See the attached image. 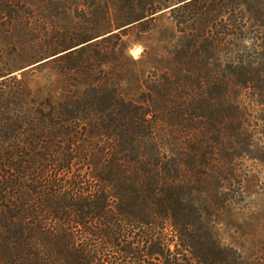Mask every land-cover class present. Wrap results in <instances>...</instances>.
Returning a JSON list of instances; mask_svg holds the SVG:
<instances>
[{
    "label": "trees",
    "instance_id": "trees-1",
    "mask_svg": "<svg viewBox=\"0 0 264 264\" xmlns=\"http://www.w3.org/2000/svg\"><path fill=\"white\" fill-rule=\"evenodd\" d=\"M112 1L0 0V264H260L220 232L255 146L241 94L264 108V0Z\"/></svg>",
    "mask_w": 264,
    "mask_h": 264
},
{
    "label": "rangeland",
    "instance_id": "rangeland-1",
    "mask_svg": "<svg viewBox=\"0 0 264 264\" xmlns=\"http://www.w3.org/2000/svg\"><path fill=\"white\" fill-rule=\"evenodd\" d=\"M109 8L111 9V16L115 17V0L110 3ZM168 10L165 9L163 12ZM159 25L162 28L173 26L169 13L164 14V17L159 21ZM128 27L131 26L129 25L120 29L113 28V32L108 33L106 36L119 33ZM100 38H96L92 42ZM122 42L128 46L127 55L133 57L135 60L140 59L145 48L152 44L149 41L147 42L145 37L143 39V34L140 35L137 28H132L122 33ZM46 60L28 65L16 71L14 75H20ZM151 66L147 63L144 67L139 68V66H132L128 59H123L121 67L117 69L123 73H128V71H132L133 73L144 72L146 73L145 79L149 80L151 78V76L148 77ZM36 80L37 82L45 81L42 80V74L38 73H36ZM52 80L56 81L57 77L53 76ZM131 83L133 84L132 86L135 85V80H132L130 77H124L120 82L124 88H127ZM240 100L245 102L250 109V112L248 111V114H251L250 122H252L250 123V129L254 133L255 146L252 149V156L250 152V155L240 156V158L234 160L231 164L234 171L236 170L238 175H240L241 180L235 191H225L227 194L224 197L229 201L225 208V219L221 225L220 236L225 244L237 247L247 258L259 260L260 264H264V162L253 159V155L258 154L255 152H258V149L264 146V136L262 135L264 123L259 120L260 110L264 108L257 106L253 102H249L248 94H241Z\"/></svg>",
    "mask_w": 264,
    "mask_h": 264
},
{
    "label": "water",
    "instance_id": "water-1",
    "mask_svg": "<svg viewBox=\"0 0 264 264\" xmlns=\"http://www.w3.org/2000/svg\"><path fill=\"white\" fill-rule=\"evenodd\" d=\"M141 21H137V22H135V23H133L132 25H135V24H138V23H140ZM132 25H130V26H132ZM101 39V38H100ZM98 40V39H97ZM74 50V49H73ZM53 58H55V57H52L51 59H53ZM46 61H48V60H46ZM45 62V61H44Z\"/></svg>",
    "mask_w": 264,
    "mask_h": 264
},
{
    "label": "bare ground",
    "instance_id": "bare-ground-1",
    "mask_svg": "<svg viewBox=\"0 0 264 264\" xmlns=\"http://www.w3.org/2000/svg\"><path fill=\"white\" fill-rule=\"evenodd\" d=\"M136 53H138V51H136Z\"/></svg>",
    "mask_w": 264,
    "mask_h": 264
}]
</instances>
